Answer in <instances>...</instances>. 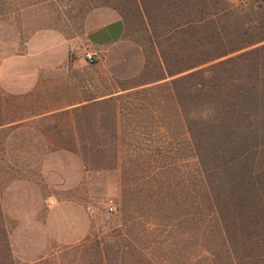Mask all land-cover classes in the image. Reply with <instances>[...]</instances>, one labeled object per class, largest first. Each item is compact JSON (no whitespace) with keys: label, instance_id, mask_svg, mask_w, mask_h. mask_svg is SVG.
Returning a JSON list of instances; mask_svg holds the SVG:
<instances>
[{"label":"rangeland","instance_id":"obj_1","mask_svg":"<svg viewBox=\"0 0 264 264\" xmlns=\"http://www.w3.org/2000/svg\"><path fill=\"white\" fill-rule=\"evenodd\" d=\"M144 2L156 21L169 9ZM250 4L258 7L225 0L219 50L253 44L228 57L264 45L254 44L264 22ZM144 11L139 0H0V57L18 60L37 84L0 91V264H209L216 257L209 250L219 253L216 264L229 263L215 227L205 225L200 237L193 160L183 163L179 153L176 104L164 109L159 94H145L172 79L146 84L163 70ZM111 17L124 22V39L140 48L143 65L149 59L134 76L125 68L129 55L93 52L86 40ZM87 53L96 54L94 63ZM160 162L168 170L158 172ZM173 178L179 191L186 179L188 200L163 190L159 181Z\"/></svg>","mask_w":264,"mask_h":264},{"label":"trees","instance_id":"obj_2","mask_svg":"<svg viewBox=\"0 0 264 264\" xmlns=\"http://www.w3.org/2000/svg\"><path fill=\"white\" fill-rule=\"evenodd\" d=\"M155 1L161 7L165 1L169 8L157 14V21L148 16L146 3L139 0L151 40L157 45L163 76L146 84L172 80L155 85L145 94H159L164 109L176 104L181 130L179 153L187 158L183 163H188V157L193 160L194 171L189 172L195 179L194 216L203 226L200 237L206 235L205 225L211 224L216 228L211 235L220 241L228 264H263L264 45L231 57L253 44L219 50L222 30L227 27L219 24L227 16L225 0ZM251 1L258 4L257 8L250 4L251 10L261 12L264 22V0ZM260 43H264V35L254 42ZM148 60L144 56V69ZM147 102L152 104L149 99ZM155 150L160 154L163 148ZM169 167L164 162L156 170ZM185 168L186 178L189 166L185 164ZM159 182L173 201L188 193L186 179L182 180V191L176 189L174 178ZM208 254L216 256L209 264H216L219 253L209 250Z\"/></svg>","mask_w":264,"mask_h":264},{"label":"crops","instance_id":"obj_3","mask_svg":"<svg viewBox=\"0 0 264 264\" xmlns=\"http://www.w3.org/2000/svg\"><path fill=\"white\" fill-rule=\"evenodd\" d=\"M111 18L112 19L106 23L88 30L86 33V40L93 52L104 53L105 56H109L116 51H122L123 55H129L127 56L128 63L125 65V68H132L128 69L126 72H129L130 76H134L138 74L143 67L142 51L137 45L125 41V25L121 18ZM18 63L20 62L16 59L12 60L11 58L5 59L0 57V91L23 93L24 91H30L31 89L34 90L37 87V84H35L36 78L34 77L36 75L31 74L30 76L25 77L22 65ZM122 71L123 70L119 69V72ZM113 73L117 74L116 71ZM31 78L33 79L30 82V86L28 85L29 82H26L25 80ZM81 105L82 104H76L74 106L48 111L43 113V115L64 113L76 109V107Z\"/></svg>","mask_w":264,"mask_h":264},{"label":"built area","instance_id":"obj_4","mask_svg":"<svg viewBox=\"0 0 264 264\" xmlns=\"http://www.w3.org/2000/svg\"><path fill=\"white\" fill-rule=\"evenodd\" d=\"M85 57H86V59H87V61H88L89 63L92 64V63L95 62V54H93V53H87ZM108 211H109L110 213H112V212L115 211L114 206H113V204H112L111 202L108 204Z\"/></svg>","mask_w":264,"mask_h":264}]
</instances>
